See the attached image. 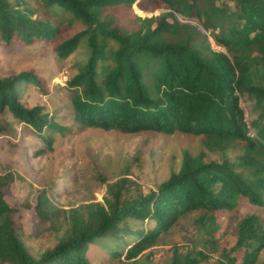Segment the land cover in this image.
<instances>
[{
  "label": "trees",
  "instance_id": "obj_1",
  "mask_svg": "<svg viewBox=\"0 0 264 264\" xmlns=\"http://www.w3.org/2000/svg\"><path fill=\"white\" fill-rule=\"evenodd\" d=\"M34 1L47 14L43 19L31 17L27 0H0V43L51 40L58 35L54 19L61 22L60 16L81 25L53 48L60 59L82 41L86 48L84 63L67 82L71 118L79 128L179 132L201 137V149L195 155L183 152L177 170L146 193L129 178L119 177L105 184L101 202L61 209L41 189L34 213L40 221L56 225V233L53 243L37 254L28 249L12 218L0 176V264H89L86 251L93 242L108 246L109 257L132 261L189 212H201L195 223L212 229V212L233 209L239 197L262 205L264 0H225L230 5L217 0H159L181 16L197 17L224 51L213 50L206 34L174 17L167 22L165 14L133 15L131 22H122L116 15L134 3L144 8L145 0ZM32 83L38 81L29 71L11 74L0 68V112L7 110L29 125L50 148L51 132L61 133L65 127L42 106L21 103L23 88ZM238 95L252 101L256 111L249 125ZM146 219L153 226L144 232L130 225ZM263 248V223L249 214L237 223L229 249L242 251L238 263L226 251L212 264H264L258 260ZM180 249L172 247L166 264H199L208 258L200 249Z\"/></svg>",
  "mask_w": 264,
  "mask_h": 264
},
{
  "label": "rangeland",
  "instance_id": "obj_2",
  "mask_svg": "<svg viewBox=\"0 0 264 264\" xmlns=\"http://www.w3.org/2000/svg\"><path fill=\"white\" fill-rule=\"evenodd\" d=\"M217 2L231 4L225 0ZM27 4L32 9L31 17L43 19L47 15L34 0H27ZM143 7L140 9L134 3L129 8L118 9L116 15L122 22H131L133 15L149 17L165 14L167 22L174 17L179 23L196 27L207 35L213 50L224 51L210 37V31L202 29L197 17L181 16L159 0H145ZM66 18L60 16L61 22L54 19L59 31L51 40L18 41L10 46L0 43L2 72L29 71L37 78L38 83L23 88L21 103L26 107L42 106L54 122L65 127L61 133L51 132L52 141L48 148L29 125L13 119L7 110L0 112V126L10 127L8 131L0 130V176L5 182L3 198L13 208L12 218L28 249L34 254L50 246L56 233V225L52 227L40 221L34 213L33 206L41 189L61 209L91 201L101 202L105 184L119 177L129 178L142 193H146L154 190L170 172L177 170L183 152L195 155L201 149V137L179 132L166 135L150 131L120 133L79 128L71 118L72 93L67 82L86 59L84 42H80L63 59L53 51L61 39L81 29V25L68 22ZM109 46L114 47V44L109 42ZM238 104L249 125L256 116L252 101L245 95H238ZM249 132L252 134L251 129ZM210 158L214 157L209 155ZM261 199L262 205L258 206L239 197L233 209L213 211L214 226L208 230L195 223L201 212H189L178 218L132 261L122 256L109 257V247H98L95 242L89 244L86 258L89 264H166L172 247L178 245L182 248L180 250L195 248L205 251L208 258L199 264H212L220 253L226 251L238 263L242 251H229L236 239L237 223L244 216L254 214L264 226V195ZM130 225L144 232L153 226V222L146 219ZM126 240L129 241V238ZM258 260H264V248Z\"/></svg>",
  "mask_w": 264,
  "mask_h": 264
}]
</instances>
